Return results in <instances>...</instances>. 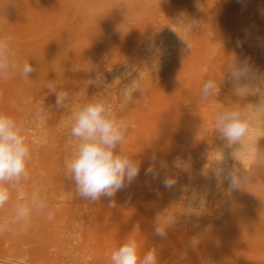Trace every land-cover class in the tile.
I'll return each mask as SVG.
<instances>
[{
	"label": "rangeland",
	"instance_id": "rangeland-1",
	"mask_svg": "<svg viewBox=\"0 0 264 264\" xmlns=\"http://www.w3.org/2000/svg\"><path fill=\"white\" fill-rule=\"evenodd\" d=\"M175 30L162 53V36ZM0 37H11L17 64L34 68L27 78L0 74V112L22 122L32 146L29 178L10 185L0 208L9 225L0 264H110L130 234L158 264H264V0H0ZM246 58L250 71L237 79ZM208 80L215 87L205 95ZM50 84L69 93L65 107ZM93 99L128 122L117 151L142 164L114 197L89 202L75 194L65 160L75 147L67 117ZM232 109L249 123L255 116L260 135L243 158L221 160L227 142L215 117ZM153 158L155 178L145 174ZM233 168L237 190L221 171ZM34 193L46 208L21 230L17 197L35 207ZM166 211L175 223L160 237Z\"/></svg>",
	"mask_w": 264,
	"mask_h": 264
},
{
	"label": "clouds",
	"instance_id": "clouds-1",
	"mask_svg": "<svg viewBox=\"0 0 264 264\" xmlns=\"http://www.w3.org/2000/svg\"><path fill=\"white\" fill-rule=\"evenodd\" d=\"M196 22L187 25L186 29H194ZM11 37H0V74L18 72L27 78L34 71L33 65L25 60L20 64L15 62V53L11 48ZM240 46V42H237ZM190 47V45H189ZM250 58L233 71L237 79H245L250 71ZM55 85L50 84L49 89L55 91ZM212 80L203 84L205 95L214 89ZM125 102L131 99L130 92H123ZM55 105L57 108L65 107L69 97L67 91H55ZM70 121L69 135L75 141L71 156L65 160L67 179L74 186L75 194L81 199L96 202L101 197L111 199L117 192L130 185L138 177L141 161L121 151H117L126 139L129 128L128 122L115 113L114 109L102 99L89 100L68 117ZM215 126L227 144L243 142L249 133V121L242 118L241 112L235 109L225 110L215 117ZM236 156V153H233ZM32 158V146L24 126L14 116L0 112V208L9 203L12 193L10 185L20 183L29 178L28 164ZM161 167H164L162 164ZM224 172L223 180L227 181L229 190L241 187L242 176L238 169L221 170ZM146 175L157 173L153 163L145 169ZM175 181L165 177L163 184L166 188L173 186ZM14 206V215L17 222H23L21 230L29 226L31 216L46 208L45 200L34 193L31 197V206L25 202L23 194L17 197ZM52 214H48V219ZM175 223V216L171 211L158 215L155 234L160 237L166 235V229ZM9 225L5 219H0V232L8 230ZM138 228V226H137ZM135 232V231H134ZM110 264H158V257L154 248L143 250L137 238L130 234L109 254Z\"/></svg>",
	"mask_w": 264,
	"mask_h": 264
},
{
	"label": "bare ground",
	"instance_id": "bare-ground-1",
	"mask_svg": "<svg viewBox=\"0 0 264 264\" xmlns=\"http://www.w3.org/2000/svg\"><path fill=\"white\" fill-rule=\"evenodd\" d=\"M165 27V26H164ZM166 28V27H165ZM181 29V28H180ZM178 31H179V29H178ZM175 33H176V30H175V32H168L166 35H163L162 36V38H161V40H160V43H161V46H162V48L165 50L164 52H163V50H162V53H166V50H169V49H171L174 45H175V38H174V36H175ZM176 37V36H175ZM155 40V39H154ZM152 43H154L155 44V42H153L152 41ZM152 43H151V45H152ZM156 45V44H155ZM180 45V44H179ZM149 46V45H148ZM150 52V51H149ZM151 53V52H150ZM158 57V56H157ZM162 57V56H161ZM145 69V68H144ZM139 72V71H138ZM137 72V73H138ZM147 72V71H146ZM143 76V75H142ZM134 77V76H133ZM136 77H138V76H136ZM136 77H134V78H136ZM140 77V76H139ZM135 80V79H134ZM249 107H251V106H249ZM70 110V109H69ZM69 114V113H68ZM257 119L255 118V116H254V118H252V120H251V123H249V125H250V127H249V133H248V136L244 139V141L243 142H241V143H238V142H236V143H234V144H232V145H229V144H227V147H226V151L225 150H221L218 154H217V157L219 158V159H221V160H226V158L228 157V158H230V159H232L233 160V158L235 159V158H239V157H242L243 155H245V153L244 152H242L243 151V149H250L251 148V146H252V143L253 142H255L254 140H255V138H257V136H258V134L260 135V133H259V130H258V128H257ZM262 131H264V130H262ZM259 137V136H258ZM222 140V139H221ZM223 142H226V141H224L223 140ZM255 145V144H254ZM255 148V147H254ZM248 152V151H247ZM251 152H253V151H251ZM250 152V153H251ZM233 153H236V156H234L233 155ZM243 158V157H242Z\"/></svg>",
	"mask_w": 264,
	"mask_h": 264
}]
</instances>
